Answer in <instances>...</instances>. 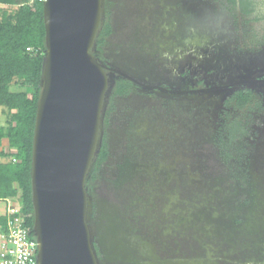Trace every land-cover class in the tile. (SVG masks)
Wrapping results in <instances>:
<instances>
[{"label":"rangeland","instance_id":"374dc122","mask_svg":"<svg viewBox=\"0 0 264 264\" xmlns=\"http://www.w3.org/2000/svg\"><path fill=\"white\" fill-rule=\"evenodd\" d=\"M251 2L102 0L100 63L139 85L112 102L89 191L99 264H264V0ZM242 88L249 103L226 105ZM227 116L241 135L220 146Z\"/></svg>","mask_w":264,"mask_h":264},{"label":"water","instance_id":"95a60500","mask_svg":"<svg viewBox=\"0 0 264 264\" xmlns=\"http://www.w3.org/2000/svg\"><path fill=\"white\" fill-rule=\"evenodd\" d=\"M42 5L45 48L31 158L36 264H99L85 180L100 144L110 81L92 53L102 0Z\"/></svg>","mask_w":264,"mask_h":264},{"label":"trees","instance_id":"16d2710c","mask_svg":"<svg viewBox=\"0 0 264 264\" xmlns=\"http://www.w3.org/2000/svg\"><path fill=\"white\" fill-rule=\"evenodd\" d=\"M42 1L0 0V107L4 108L7 114L5 125L0 127V138L5 137L8 140V152L4 153L7 160L0 163V196L19 202L25 222L29 227L33 226L31 199L33 130L37 101L41 90L45 48ZM225 1L230 6L238 5L244 13L253 10L251 0ZM110 32V15L105 10L92 47V53L99 62V53ZM27 47L32 49L27 51ZM132 89L131 80L117 73L110 77L102 112L103 129L100 144L85 180V188L88 193L101 166L108 157L105 129L112 102L114 98L128 95ZM250 98L251 90L248 88L235 89L227 98L226 105L234 103L237 108H244ZM228 118L227 116L225 123L221 126L218 137L220 146L233 142L241 135V123L233 118L230 120ZM11 158H14L15 161H12ZM3 229L4 225L1 224L0 232ZM94 248L100 258L95 244Z\"/></svg>","mask_w":264,"mask_h":264},{"label":"built area","instance_id":"2783aa9c","mask_svg":"<svg viewBox=\"0 0 264 264\" xmlns=\"http://www.w3.org/2000/svg\"><path fill=\"white\" fill-rule=\"evenodd\" d=\"M5 217L4 229L0 232V264H36L38 243L17 200H7Z\"/></svg>","mask_w":264,"mask_h":264},{"label":"crops","instance_id":"0c3cea01","mask_svg":"<svg viewBox=\"0 0 264 264\" xmlns=\"http://www.w3.org/2000/svg\"><path fill=\"white\" fill-rule=\"evenodd\" d=\"M6 120H7V114L5 113L4 108L0 107V127L5 125ZM6 152H8V140L7 138L2 137L0 138V163L6 159L4 156V153ZM8 199L11 198H3L0 196V226L1 224L2 225L5 224L6 205Z\"/></svg>","mask_w":264,"mask_h":264},{"label":"flooded vegetation","instance_id":"af4514ba","mask_svg":"<svg viewBox=\"0 0 264 264\" xmlns=\"http://www.w3.org/2000/svg\"><path fill=\"white\" fill-rule=\"evenodd\" d=\"M118 74V73H117ZM130 77V76H129ZM131 78V77H130ZM132 80V85H133V88L135 87V86H138L139 85V82L137 81V80H134L133 78H131ZM235 84H238V83H235ZM200 85V84H199ZM232 86H234V85H232ZM89 191H90V189H89ZM119 215L117 214V215H115V217H118ZM114 217V216H113ZM117 227H119V229H121V225L118 223L117 225H116ZM115 234V233H114ZM119 239V238H118ZM114 240L116 241L117 240V238H114ZM120 240V239H119ZM132 240V239H131ZM115 241H114V244L117 246L118 244H120V242H118V241H116V243H115ZM121 241V240H120ZM123 241L124 242H126V239H123ZM127 242L128 243H130V239H127ZM115 246H113V251H112V254L114 255V257L117 259V256L119 255V253H123V252H126V251H124V250H122V249H119V247L118 248H114ZM108 264H111V263H108ZM115 264H117V263H115ZM120 264V263H119ZM123 264V263H122ZM129 264V263H128Z\"/></svg>","mask_w":264,"mask_h":264}]
</instances>
